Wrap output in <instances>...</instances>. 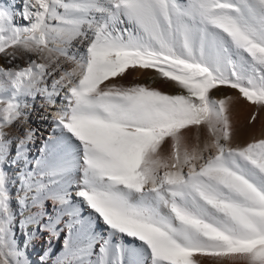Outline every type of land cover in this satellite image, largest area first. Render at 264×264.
<instances>
[{"label": "snow or ice", "instance_id": "6c2138e0", "mask_svg": "<svg viewBox=\"0 0 264 264\" xmlns=\"http://www.w3.org/2000/svg\"><path fill=\"white\" fill-rule=\"evenodd\" d=\"M14 9L0 5V264H32L37 242V264H264V136L234 144L233 98L212 95L264 109V0ZM136 70L177 91L122 82ZM33 111L51 128L35 155Z\"/></svg>", "mask_w": 264, "mask_h": 264}, {"label": "bare ground", "instance_id": "6f19581e", "mask_svg": "<svg viewBox=\"0 0 264 264\" xmlns=\"http://www.w3.org/2000/svg\"><path fill=\"white\" fill-rule=\"evenodd\" d=\"M21 4V0H0V5H7L11 7L12 5L16 6L15 10H18ZM16 23H22L18 18ZM3 63V61H0ZM153 73L151 70L147 71H130L128 76L122 81L125 84L128 83H144L153 87H157L162 91L168 93H174L177 89L170 83H163L160 80H151L149 79ZM214 98H224L225 96H231L233 98L231 118L233 121V126L235 130V135L233 138V143L236 144H245L251 141L253 138H261L264 136V109H257L255 106L250 105L248 102L244 101L242 98H239V94L236 90L221 88L219 91H214L212 93ZM253 113H256L255 121L252 120ZM42 114V113H41ZM30 126L34 129H37L36 132V142L32 147V154L35 155L37 149L40 147L41 137H46L51 134V128L47 123L40 121L37 115V111H33L30 119ZM167 149V145H165ZM9 174L12 179L9 182V191L12 198V207L15 208V199L18 195L17 184L15 180V169H9ZM17 239L22 241V237L17 232ZM63 236H61L60 241L54 244V255L61 251ZM44 246L42 242H37L35 249L31 246L28 249V258L31 260L32 264H37L38 255L42 254Z\"/></svg>", "mask_w": 264, "mask_h": 264}]
</instances>
